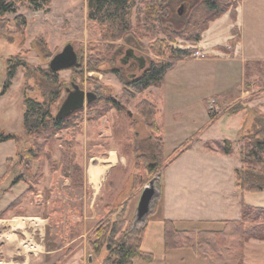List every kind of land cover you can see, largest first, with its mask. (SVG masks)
<instances>
[{
  "label": "rangeland",
  "instance_id": "rangeland-1",
  "mask_svg": "<svg viewBox=\"0 0 264 264\" xmlns=\"http://www.w3.org/2000/svg\"><path fill=\"white\" fill-rule=\"evenodd\" d=\"M141 1L135 0L133 23ZM187 1L177 8L187 9ZM234 12L232 15L229 11L210 22L198 42L188 39L187 35L167 41L173 48L192 50L191 55L178 61L165 74L160 86H151L141 96L134 97L126 93L112 69H121L120 73L125 79L138 75L141 71L137 65H132L130 58L129 63L124 65L120 58L132 50L136 56H143L148 61L157 60L158 56L149 47L151 41L141 38L139 48L125 39L111 38L107 28H100L88 21L86 0H50L48 10L33 11L20 6L15 15L2 16L0 132L15 134L19 139L0 143V177L5 173L8 176L5 181H0V210L29 188L20 182L6 193L4 191L10 188V181L20 173L26 178L31 175L29 180L36 174L33 176L35 183L29 188L24 201L12 209L19 215L21 212L32 215L36 222L34 228L44 219V230H91L89 237L93 228L108 216V212L114 214L120 209L124 210V217L131 224L143 226L152 212L153 202L159 196L160 181L163 185L164 178L170 181L187 178V165L200 162L199 155L196 157L195 154L205 152L180 155L182 157L176 163L175 159L164 169L161 178L158 173L160 168L174 156L183 142L190 138L195 142L201 137L208 141L228 139L234 144L232 156L217 153V158L211 162L217 167L207 168L199 177L202 181L219 184L214 203L224 219H234L240 197L234 184V169L241 166L238 156L240 136L252 130L254 114L264 112V71L252 67L247 74L244 72L246 62L264 61V0H238ZM16 15L24 17V26L16 24ZM67 44L73 46L77 64L70 69L53 71L61 90L51 106L53 116L65 99L67 89L72 88V83L85 92L95 93L97 103L89 110L85 102L81 111H75L73 127L58 132L53 142L45 145L42 151L34 149L36 154L42 152L43 158L42 163L41 160L32 162L29 174L21 166L27 160L22 159L20 165L18 163L20 154L35 146L33 137H27L23 132V100L25 96L36 101L43 100L48 85L49 63ZM158 47L155 43L154 48ZM117 50L119 54H116ZM11 58L25 63L26 67L16 69L10 86L5 89L7 61ZM54 88L52 86L50 89ZM150 94L157 109L156 121L163 136L164 153L157 169L152 173L140 171L139 180L135 182V162L128 144L134 135L137 138L148 136L145 126L136 117L135 106L140 98ZM107 96L120 103L123 110L117 111L108 106L105 110L103 102L98 100H104ZM232 110L239 112L231 114ZM18 150L19 156L16 154ZM7 159L9 161L6 163ZM110 159L114 161L106 163ZM63 162L80 167L85 187L71 188V179L64 177L61 171ZM39 163L42 164L40 173ZM97 167H100L99 170L103 168V172L107 168V171L101 178L100 173L103 172H95L98 184L94 185L91 173ZM70 171L68 165L65 174H71ZM87 174L93 187L88 185ZM150 183L156 192L151 211L144 221L137 222L138 200L143 188ZM219 195L223 198H219ZM243 199L248 205L264 207V190L245 192ZM261 244L264 246V243ZM261 248L258 247L260 250L255 253L253 245L248 243L245 262L264 263ZM88 252L91 256L89 247ZM103 255L104 251L92 255V264H99Z\"/></svg>",
  "mask_w": 264,
  "mask_h": 264
},
{
  "label": "trees",
  "instance_id": "trees-1",
  "mask_svg": "<svg viewBox=\"0 0 264 264\" xmlns=\"http://www.w3.org/2000/svg\"><path fill=\"white\" fill-rule=\"evenodd\" d=\"M186 0H142L137 8L135 22H132V11L135 7V0H86L87 19L100 28H107V32L113 39H125L139 48V40L146 38L151 41L149 47L158 56L157 60H147L143 56H124L121 64L129 63L137 65L141 71L138 75L124 78L120 70L114 68L112 72L118 77L126 93L134 97L141 96L151 86H160L165 74L173 69L178 61L190 56L192 50L173 48L167 41L171 42L173 37L187 35L195 42L200 41L202 33L208 29L209 23L215 21L223 14L231 12L237 6L238 0H188L187 9H178V5ZM50 0H0V18L6 14H16L20 6H25L33 11L48 10ZM15 22L18 26H24L25 19L16 15ZM161 36V37H160ZM159 45L154 48V44ZM162 44V45H161ZM164 44V45H163ZM120 51L117 50L116 54ZM130 58V59H129ZM18 67H26L23 62L11 58L7 61L6 81L4 88L10 86ZM264 71V61L246 62L244 72L247 74L251 68ZM46 94L42 101H36L27 96L23 100L22 126L23 132L28 137H33L34 148H27L23 155L16 153L20 158L27 160L26 164L21 163L25 172L31 173L29 166L33 161L41 160L42 152L34 153V149L42 151L45 145H50L58 132L64 128L73 127L76 118L75 112L63 120H57L52 114L51 106L58 98L60 89L56 73L47 71ZM54 86V89H50ZM56 90L55 92H53ZM54 94V96H53ZM50 97V98H49ZM102 101L107 106L117 111L123 110V106L110 96L104 97ZM97 103L87 104L92 110ZM82 109L76 111L79 112ZM136 117L148 131V136L137 138L134 135L130 138L128 146L134 157L135 171L133 181H137L140 171L146 173L154 172L162 160L164 141L160 128L156 121V106L152 101L151 94L143 96L135 106ZM239 111H231L237 114ZM99 113V112H98ZM100 116V114H97ZM254 123L251 131L243 132L239 140L238 156L241 163L234 171V184L240 193L239 197V218L222 221V228L219 230H178L174 221L163 220L164 245L167 249L187 248L202 259L205 264H244V246L250 239L264 241V207L251 206L244 202L245 192H259L264 190V112L254 114ZM214 121V120H213ZM137 122V120H136ZM18 136L12 133L0 132V143L9 140L18 141ZM194 141L190 138L181 144V147L174 152V156L168 159L159 170V176L182 153L188 150ZM206 147L223 155L234 154V144L228 139L209 140ZM41 153V154H40ZM9 161V159L6 160ZM40 162V161H39ZM52 165L53 164H49ZM71 174H65L67 166ZM61 171L64 177L71 179V188L78 189L84 186L80 167L77 164H61ZM42 169L39 163L38 172ZM34 174L33 176H35ZM20 173L10 181V186L23 182L30 188L34 177ZM7 173L0 177L5 181ZM139 180V179H138ZM26 189L20 196L13 200L6 208L0 211V218L4 217L10 210L19 205L24 196L29 192ZM162 182L159 183V196L153 202V209L150 216L158 212L161 202ZM123 209L116 213L108 212V216L93 228L87 238L91 256L101 254L103 258L99 264H133L136 259L152 261L154 256L142 250V239L147 223L143 226H134L133 223L124 217Z\"/></svg>",
  "mask_w": 264,
  "mask_h": 264
},
{
  "label": "crops",
  "instance_id": "crops-1",
  "mask_svg": "<svg viewBox=\"0 0 264 264\" xmlns=\"http://www.w3.org/2000/svg\"><path fill=\"white\" fill-rule=\"evenodd\" d=\"M198 138L199 140L195 141L182 154L198 151L202 153L204 151V154H195L196 157L199 155L200 162L187 165L188 171L185 172L187 178L179 177L177 181L163 179L160 207L156 216L153 215L154 217L152 216L147 222L141 247L143 251L154 256L153 260L136 259L133 264H205L190 249L165 248L163 220H173L178 230L191 231L219 230L223 226L222 221L228 220L224 219V215H220L219 207L214 203L219 184L216 182L208 183L199 179L207 168L217 167L211 163L213 159L217 158V152L206 147L205 143L208 140ZM181 157L176 159L174 163ZM203 161H208V163H203ZM106 171L107 168L100 178ZM87 176L88 185L93 187L88 174ZM189 176L196 178L191 179ZM87 181H84L85 185H87ZM14 186H10L4 192H11ZM26 196L27 194L24 199ZM219 198H223V196L219 195ZM239 210L240 208L235 212L234 219L239 218ZM13 211L10 210L4 217L0 218V264H92L87 243V237L91 230H44L45 220L41 218V224L34 228L33 225L36 222L33 221L35 219L32 215L23 212L19 215V212L16 213L15 210L13 213ZM26 241L33 242L27 243ZM248 243L253 245L255 253L259 252L258 247L262 246L261 251L264 254V246L260 245L264 241L250 239L245 243V247ZM245 247L244 264H264L260 262L246 263Z\"/></svg>",
  "mask_w": 264,
  "mask_h": 264
},
{
  "label": "water",
  "instance_id": "water-1",
  "mask_svg": "<svg viewBox=\"0 0 264 264\" xmlns=\"http://www.w3.org/2000/svg\"><path fill=\"white\" fill-rule=\"evenodd\" d=\"M131 55V50L126 53ZM77 64V54L71 44L64 46L61 52L57 53L51 59L49 68L52 71H60L64 69L73 68ZM71 89H67V95L58 109L55 119L63 120L75 111L84 107L85 102L91 103L96 99V94L93 92H85L80 89L75 83H72ZM156 192L152 183L145 186L141 192L136 208V221H144L151 211L152 202Z\"/></svg>",
  "mask_w": 264,
  "mask_h": 264
},
{
  "label": "bare ground",
  "instance_id": "bare-ground-1",
  "mask_svg": "<svg viewBox=\"0 0 264 264\" xmlns=\"http://www.w3.org/2000/svg\"><path fill=\"white\" fill-rule=\"evenodd\" d=\"M112 159H110L109 161H106V163H109L110 161H111ZM114 160H112V162H113ZM99 168L100 167H97L95 170H94V172H92L91 174H92V176H93V179H94V185L96 184H98V182H96V177H95V172L96 171H98L99 170ZM102 169V170H101ZM99 171H101V172H103V168H101ZM103 173H100V176L102 175Z\"/></svg>",
  "mask_w": 264,
  "mask_h": 264
}]
</instances>
